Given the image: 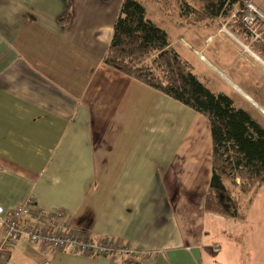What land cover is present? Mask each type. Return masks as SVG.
I'll list each match as a JSON object with an SVG mask.
<instances>
[{"label":"crops","instance_id":"obj_1","mask_svg":"<svg viewBox=\"0 0 264 264\" xmlns=\"http://www.w3.org/2000/svg\"><path fill=\"white\" fill-rule=\"evenodd\" d=\"M69 1L66 24L61 17ZM140 1L198 79L264 127V94L251 90L236 68L240 59L249 63L235 47L232 36L239 37L227 26L187 24L176 0ZM254 1L264 8V0ZM122 2L0 0V204L6 214L29 199L35 209L61 208L73 229L146 253L143 264H219L229 256L228 264H246L253 250L261 257L264 185L237 193L247 209L243 220L206 211L209 119L104 62ZM222 78L248 108L236 105ZM247 221L255 229L238 236L229 224ZM235 239L246 253L234 248ZM215 242L226 243L222 257ZM0 264L123 261L117 254L39 249L22 239Z\"/></svg>","mask_w":264,"mask_h":264},{"label":"trees","instance_id":"obj_2","mask_svg":"<svg viewBox=\"0 0 264 264\" xmlns=\"http://www.w3.org/2000/svg\"><path fill=\"white\" fill-rule=\"evenodd\" d=\"M176 1L179 7L196 13L197 20L228 17L237 5L236 30L251 40L238 19L243 0H203V11L191 9L183 0ZM61 19L70 22V1ZM169 43L167 32L147 17L140 0H123L104 62L209 119L213 151L205 210L243 220L237 193H249L255 186L264 185V127L237 108L228 95L215 93L201 82ZM251 47L264 57L261 42H251Z\"/></svg>","mask_w":264,"mask_h":264},{"label":"built area","instance_id":"obj_3","mask_svg":"<svg viewBox=\"0 0 264 264\" xmlns=\"http://www.w3.org/2000/svg\"><path fill=\"white\" fill-rule=\"evenodd\" d=\"M242 4L243 13L238 19L251 36L250 42L258 41L264 45V8L254 0H243ZM235 7L236 13L232 17L236 18L239 7ZM259 58L263 66L264 59ZM22 239L39 249L53 252L69 250L93 258L117 254L123 258V264H143L148 260L146 253L137 252L121 241L108 238L94 240L89 233L73 229L67 213L61 208L35 209L33 200L29 199L6 214L0 204V260L5 259L11 246Z\"/></svg>","mask_w":264,"mask_h":264},{"label":"rangeland","instance_id":"obj_4","mask_svg":"<svg viewBox=\"0 0 264 264\" xmlns=\"http://www.w3.org/2000/svg\"><path fill=\"white\" fill-rule=\"evenodd\" d=\"M170 1L171 2H175L174 0L173 1L170 0ZM183 1L186 2L191 7V9H193L195 11H203V9H204L203 0H183ZM176 8L177 7L173 6V4H171V9L172 10H175ZM233 8L234 9H233L232 13L228 17L219 16V17H217L215 19H207V20H197L196 16H195L196 13L194 14V12L187 11L185 8L183 9V8L179 7V10H181V13H182L181 15L185 16L184 18L187 20V24H189V25H191V24H193V25H195V24H205L206 22H207L206 24L213 23L214 25H217L218 27L227 26V28L230 31L235 33V36H237V38L239 37L238 38L239 41H237V39H235V37L232 36L233 41L236 44L235 47H236V49L240 48V50H242L243 52L240 51L239 54L242 55V57H244L247 61H249V63H246L245 60L240 59L238 61L239 63L236 64V68L237 69L239 68V69L242 70L243 74H241V76L244 77V79L246 80V83L249 85V88L251 90H253L254 92L256 91V92H261L262 94H264V65L262 66L260 64V62H258L254 58V56L252 57L250 54H248L245 51V48L243 47V45L245 44L248 48H250L251 51L253 53H255V55H257V56H259V57H261L263 59H264V57L262 55H260L256 50H254L251 47V42H250V40H248V38L245 36V34L242 35V34H240L238 32V30H236V28H239V27L235 23L236 21L238 22V20L235 17H232L236 13L235 12L236 11V7L234 6ZM233 27H234V29H233ZM220 40L221 39H218L213 46L217 45ZM183 45H184V43H177L178 47H184ZM237 46H239V48ZM244 51L246 52V56H244V53H245ZM210 52H211V50H210ZM207 55H210L209 51L207 52ZM236 57H237V55H236ZM236 57H234L233 59L234 60L239 59V58H236ZM251 59H253V60H251ZM235 71H236L235 69L231 70V72H235ZM222 80L230 87V91H231V93H233V97L235 99L236 105H242V107L243 106L246 107L247 105L245 104V102L242 99L234 96L235 95L234 92L236 90L234 85H232L231 83L228 84L223 78H222ZM220 84H221V81H220ZM256 87L260 88V90H257ZM237 92L239 93V91H237ZM246 108H248V106ZM239 194H241L240 191H239ZM238 197H239V195H238ZM262 198L263 197L258 196V197H256V200L257 201H261ZM240 203H241V209H242L241 214L244 213V215L247 216L246 205L243 203L242 200H240ZM229 224L232 227L238 229V232L236 233L237 236L242 234V233H244V231H247L250 228L251 229H255L254 224H250V223H248V221H247V224H245L244 227L235 226V225H233V223H229ZM217 225H218V227H219V229L221 231H224V232L228 231L227 230L228 229V225L226 223H219ZM262 231L263 232H259L258 235H264V227H263ZM215 243H216V245H219L218 242H215ZM233 245H234V248H236V249L241 247V250H244L245 253H246V251H247L246 244H244L242 239H235V243ZM219 247H218V251L219 252L217 253V256L218 257H222L224 255V253L226 252V243H223V246L219 245ZM257 248H260V249L264 250L263 243L260 246H257ZM229 255H233V253H231ZM231 257L232 256L228 257V261L230 260ZM228 261L223 258L219 264H228ZM244 261H245L246 264H264V253L262 254L261 257H259V256H257L255 254V251L253 250V251L250 252L249 257H245L244 258Z\"/></svg>","mask_w":264,"mask_h":264},{"label":"bare ground","instance_id":"obj_5","mask_svg":"<svg viewBox=\"0 0 264 264\" xmlns=\"http://www.w3.org/2000/svg\"><path fill=\"white\" fill-rule=\"evenodd\" d=\"M243 47L245 48V50L246 51H248L252 56H254V58L256 59V60H260V58L257 56V55H255V53H253L250 49H248L246 46H244L243 45ZM243 93V92H242ZM244 94V93H243ZM245 95V94H244ZM249 100H251L252 102H254L250 97H248L247 95H245Z\"/></svg>","mask_w":264,"mask_h":264}]
</instances>
